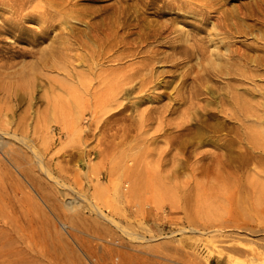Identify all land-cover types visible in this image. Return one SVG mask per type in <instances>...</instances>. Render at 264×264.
I'll return each mask as SVG.
<instances>
[{
	"label": "rangeland",
	"instance_id": "obj_1",
	"mask_svg": "<svg viewBox=\"0 0 264 264\" xmlns=\"http://www.w3.org/2000/svg\"><path fill=\"white\" fill-rule=\"evenodd\" d=\"M185 1H160L158 9L147 0H0V184L17 179L22 243L37 263L264 264L260 187L244 183L235 205L237 186L193 176L197 140L204 142L201 150L216 152L205 139H221L223 132L201 138L193 128L174 133L173 123L193 122L189 89L201 55L181 49L173 82L126 96L117 95L116 86L125 70H111L105 61L89 71L82 60L90 48L81 42L72 41L69 50L74 70L45 65L34 53L59 31L37 18L39 6L48 11L60 3L80 5L71 25L117 38L114 56L148 43L159 57L170 56L171 43L151 34L171 21L187 45L207 33L235 35L220 26L227 17L264 21V0ZM117 6L130 13L119 17ZM44 30L49 38L37 43ZM257 35L247 34V41ZM147 53L125 64L138 66ZM172 63H159L161 78L173 80ZM121 102L127 107L116 113ZM75 119L78 131L70 129ZM149 168L177 176L142 181L132 175Z\"/></svg>",
	"mask_w": 264,
	"mask_h": 264
},
{
	"label": "bare ground",
	"instance_id": "obj_2",
	"mask_svg": "<svg viewBox=\"0 0 264 264\" xmlns=\"http://www.w3.org/2000/svg\"><path fill=\"white\" fill-rule=\"evenodd\" d=\"M30 1L32 0H23L22 4ZM160 1L164 5L187 3L185 0H147V4L160 9ZM41 8L44 6H39L40 14L37 18L47 23L46 26H51L53 28L51 32L59 31L46 46L34 51L35 55H39V61L45 65L51 64L52 67L67 66L74 70L75 64L68 60L71 57L69 50L72 49V41L81 42L90 48L82 60L86 61L85 65L89 71L98 69L105 61L112 63L109 66L111 70H125L116 78L117 95L123 93L129 96L134 92L147 91L153 83L154 86H161L164 82H173L181 64L177 57L181 49L187 54L201 55L189 89L193 122L187 119L173 123L174 128H177L174 133L193 128L198 138H201L207 134L223 132L224 136L221 139L213 137L205 139L213 143L212 145L218 149L216 152L201 150L204 142L197 140L194 149V178L199 181L219 182L223 188L227 184L237 186L233 196V199H236L235 205H240L239 196L236 194L242 190L244 183L258 185L260 191L257 196L261 200L264 199V21L247 24L243 18L232 22L227 17L220 26L224 34L236 33L235 35L213 38L207 33L205 36L196 37L190 45L183 43L181 36L176 34L178 29L174 21H171L154 27L151 34L154 40L171 43L173 53L170 56L159 57L156 47H148L150 43L140 45V49L114 56L110 52L119 43L117 38L111 34L104 36L94 34L93 26L80 29L70 24L69 19L76 18L81 11L80 5L60 3L56 7H49L48 11ZM115 11L119 17L130 13L124 6H117ZM111 23L110 21L107 24ZM129 26L130 23L126 21L125 27ZM254 32H258L259 35L255 37L254 42H248L247 34ZM219 33L215 32L217 35ZM49 34V31L44 30V36L38 37L35 41L37 43L45 41ZM208 42H212L214 48H210ZM141 52L148 53L144 55L140 65L125 64V59L138 56ZM57 55L66 56L67 60L58 62L55 60ZM166 60L173 62L171 67L175 69H170L173 72L170 75L173 80L161 78L164 71L160 70L163 64L159 63ZM209 92L212 93L211 97H201ZM140 96L144 97L141 94ZM203 100H206V103H203ZM126 107L127 103L121 102L115 112L121 113ZM71 126L72 131L81 128L78 119L73 120ZM11 157L14 158V155ZM163 172L162 169L149 168L144 173L135 170L132 175L142 181L177 176L175 170L171 173ZM16 180L10 186L0 184V264H40L22 243V238L25 237L21 233L23 225L19 216V185ZM177 208H184V205L179 204Z\"/></svg>",
	"mask_w": 264,
	"mask_h": 264
}]
</instances>
